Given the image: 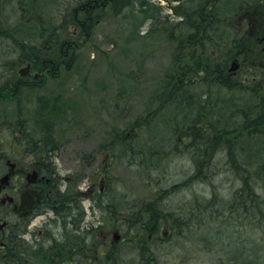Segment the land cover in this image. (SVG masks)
<instances>
[{
	"label": "rangeland",
	"instance_id": "obj_1",
	"mask_svg": "<svg viewBox=\"0 0 264 264\" xmlns=\"http://www.w3.org/2000/svg\"><path fill=\"white\" fill-rule=\"evenodd\" d=\"M76 1L25 0L28 6L24 8V11H20L13 5L14 0L7 1V7L5 6L4 9L0 0V26L3 25L0 28V88L16 81L19 76L13 71L17 70L18 72L25 65V63L21 65L24 55L17 47L18 45L14 44L16 39L6 38L11 32V27H20L22 21L30 20L31 23L33 20L35 28H42L40 22L46 15H50L54 19H60L57 8L62 6L65 9L75 6ZM155 2L162 7L166 5L163 0H154L153 3ZM54 3L57 6L47 9V5ZM110 11L109 9L104 10L103 15L99 18V24H97L98 26L94 29L89 40H82L74 59L70 58L73 60L72 68L68 71L61 70L56 79L48 80L42 89L34 94L25 95L27 91L22 94L23 97L20 102L29 101L28 103H33L39 97L47 100L48 105H55L56 102L60 101L58 112L51 114L52 117L50 116L49 122L54 128L55 140L52 139L51 141L57 148L53 161L58 172V180L69 178V181H73L75 178H80L82 192H86L89 186H91L90 189L99 186L101 187L99 193H103L105 202L120 204L121 208H123L122 205H134V210H137L138 206L140 208L141 204L146 205L147 208H152L155 202L154 197L157 194H162L159 197L157 196L158 203L155 202L161 210L160 213H166L165 211L162 212L164 206L166 210H169L168 208L175 209L181 207L185 200H197L199 198L203 199V196L207 197L208 188L203 186L204 184L201 183L200 179L193 178L190 180L189 177L195 167L192 168L187 160L174 158L171 165L165 167L164 172L158 170V172L154 171L151 177L146 178L143 176L145 172L153 170L146 159H148L150 152L159 151V145L162 141L157 140L152 134L158 133L161 137L164 135V131L171 126L163 125V119L165 118V122L171 118L172 113L167 111L168 113H165L164 116L162 115L160 118L158 116L153 127L139 123L136 128H132V123L137 119L143 122L148 110L155 107L156 85L168 68L173 44L165 41L156 49H152L151 53L146 54L142 64L137 66L136 57L133 58L128 53L125 54L121 48L122 40H127L125 35L129 36L134 27V23L131 25L127 22L132 12L129 9H124L119 16L114 17V13ZM43 12L47 13L42 15ZM32 13L34 14L32 15ZM235 21L246 26V33L241 47L242 56L238 58L241 61L239 69H247L249 61L259 67H264V19L261 13L257 9L246 11L239 18H235ZM149 25L145 23V25L139 27V34H144L150 28L153 29L150 20ZM35 30L30 31L28 35L35 33ZM69 32L73 33L72 27H70ZM67 38L71 40L68 35ZM144 49H146V45L129 44L126 51L135 53ZM148 49H150V46H148ZM233 59V57L228 59L227 64L229 65L231 61H234ZM242 62L247 64L243 63V65ZM123 76L132 79L130 81L132 84L130 93L120 94V85L123 86V83L119 84L117 78ZM205 82L200 87L201 89H204ZM128 83V81L125 82L124 87H129ZM229 84L231 85L230 78ZM261 85H264V82ZM231 86L234 88L233 91L238 90L235 86ZM220 95L226 97L230 94L222 91ZM233 95H237V93L234 92ZM20 102L2 103L0 106L1 141L5 140L7 143H11V140H13L6 130V124L2 126L1 122L4 119L12 120L14 109L17 108L13 104ZM28 106L27 104H25V107L24 105L20 106L24 108V115L22 116L25 119H30L32 109L35 108L33 105ZM36 119L31 118V121L35 122ZM33 127L34 135L40 134V129L36 128L35 124H33ZM112 133H119L138 144L140 150H136V154L138 158L144 159L146 163L145 171L137 167L136 162L126 164L122 158L118 157L115 160H110L107 154L104 155L100 152L101 146L104 148L106 143H110ZM4 147L7 150L9 149L7 144ZM223 177L220 173L212 183L213 187L216 188L217 199L226 201L230 198V195L218 184L220 180L224 179ZM155 191L162 192L156 193ZM82 205L86 215L85 221H97L98 217L95 218V216L90 215L88 200L83 201ZM215 208L221 210L225 220L230 221L227 222L228 227L221 226L222 219L216 218L211 221V224L204 226V230L221 228L219 231L214 232L224 234V239H232L234 237L230 235L239 227L241 231L243 228L251 230L250 225H256V229L251 230L252 233L250 231L249 234H246L243 231V234L240 235L241 238H247L246 243L248 244V249H240L239 251V255L242 253L246 256L240 261L251 260L253 257L249 256L253 255L256 250L260 253V261L264 260V240H262V238L264 239L262 237L264 231L261 230L257 221L252 220V218L242 219L241 217L247 214L243 211L238 215V213L230 214L222 205L215 204ZM232 220L235 222L231 225ZM41 221L38 220L35 225L31 226L34 235L37 234V231L44 230ZM168 224L165 222L164 227L159 232L160 237L164 239L160 244L162 249L158 253L160 259H168L166 260L168 264H213L219 261V255L215 254L214 250L203 249L197 241L195 243L194 239L182 234L184 232L181 230L176 234L173 233L170 224ZM200 229L202 230V228ZM114 233L120 234L118 229L114 227L109 233L104 234L102 240L111 239ZM200 236L202 237V235ZM176 237L177 243L174 242ZM235 237L237 238V234ZM210 243L216 246L214 242ZM236 243L240 242L236 241ZM250 244L253 245L252 249H249ZM243 250H245V253ZM137 261V259H134V262Z\"/></svg>",
	"mask_w": 264,
	"mask_h": 264
},
{
	"label": "bare ground",
	"instance_id": "obj_2",
	"mask_svg": "<svg viewBox=\"0 0 264 264\" xmlns=\"http://www.w3.org/2000/svg\"><path fill=\"white\" fill-rule=\"evenodd\" d=\"M153 1L154 0H147L145 3L146 7L144 9H149ZM163 1L166 3L165 0ZM240 1L243 2L245 0L229 1L228 6L232 8L235 4L239 3ZM75 3V6L69 8L63 9L62 6H59L57 8V10L61 11H58L60 19H54L50 15H46V17L43 19L42 17H40L42 19V22H40V24H42V28H35V22H33V20L31 21V23L29 22L30 20L26 22L22 21L20 27H11V32L6 38L9 39L11 37V39H16L20 41L22 40L25 44L29 43V48H32L33 46L37 48L45 44L47 49L50 50V52L46 56L44 64H50L59 68V66L64 64V62H61L62 60H59L56 56H63L65 53H63V46H58L57 43H55L56 40L66 41L65 39L67 37L65 36L67 32H69L70 27H73V24H77L79 20H81L82 22L87 21V19H85L84 14L85 10L88 7L96 8V6L100 4L99 0H77ZM54 6L57 5L55 3L49 4L47 5V9ZM97 12L98 10H93L92 14L94 20L88 19L89 22L93 23L90 24V28L89 30H87V32L80 35L81 37L86 38L85 41L89 40V37H91L94 29L98 26L97 24H99ZM46 13L47 12H43L42 15ZM33 14L34 13H32V15ZM32 15L30 16L31 18ZM140 17L141 15L138 12L133 11L132 13H130L129 20H127V22H129L131 25H133L134 23V27L132 32L129 33V36L123 33L126 36L127 40L123 39L121 44L122 51H124L125 54L128 53L133 58L138 57L139 54L146 55L149 52L151 53L152 49H156L157 47H159L161 44L164 43V40L166 39L165 35L161 33V31H156V33H148V37L145 35L146 31L144 34H139V27L145 25V23L149 25V19H147V16L141 18ZM2 27L3 25L0 26V28ZM35 29H37L38 31H36ZM33 30H35V33H33L32 35H28L29 32H33ZM82 40L83 39L81 38L79 41L82 42ZM67 44H70V42H67L66 45ZM129 44H139L142 46L146 45V49L141 51L139 50L135 53L131 51H126V48L129 46ZM148 46H150V49H148ZM25 52L27 53V51ZM216 52L218 53L220 58L222 57V55H224L221 51ZM233 60L234 61H231L229 65L227 64L226 60V65L224 69H222L220 65L217 66V71L215 72L217 80L215 81L214 87L212 83L208 81L205 84L203 91L197 90V96L193 94H188L187 98L190 100L191 103L189 102V100L186 99L183 100V103L187 106L189 105L190 110H186L187 112L182 116H180L175 110V123H171L170 125V118L167 119L165 122V118L163 119V125L171 127L164 131V135L162 137L158 133H153L152 135H154L157 140H162L161 145H159V152L164 151L166 152V154L164 156H160L158 154L150 152L146 161L149 163L150 166H152L153 170L145 172L143 176L146 178L151 177L153 172H158V170L159 172L160 170L161 172H164V170L166 169L165 167L170 166L174 158H180L183 161L187 160L192 168L195 167L194 165L196 163H198V165L200 166L202 177L199 179L201 183L204 184L203 186L208 188L207 197L203 196V199L199 198L197 200H185V202L182 203L183 205L181 207L175 209L168 208L169 210H166L164 206L162 212L165 211L166 213L170 214L172 216L173 224H175L173 233L176 234V232L181 230L182 232H184L182 234H186V236L188 235L190 238L194 239L195 243L197 241V243L201 245L203 249L214 250L215 254L219 255V261L214 262L213 264H264V260L260 261V253L257 250L254 252L255 256L254 254L249 256L253 257L251 260L248 261L247 259L244 261H240L246 257L242 253L241 255H239L240 249H248V244L246 243L247 238H241L240 235L243 234V231L246 232V234H249L251 230L256 229V225H250L251 230L243 228L241 231L239 227L235 232H233L232 235H230L234 237L232 239H224V234L214 232L219 231V229H221L219 227V229L216 230L212 229L213 231L204 230V226H208L212 223L211 221L215 220L216 218L219 220L222 219L221 226L228 227L227 222L230 221L224 219L221 210L219 211L218 209H216L215 204H217L218 206L222 205L224 209H227L230 212V214L238 213L239 215V213L243 210V212L247 214L243 215V217H241L242 219L253 218L255 214L262 213V211L264 210V186H262L264 171L262 172L259 171V169L257 168H252L253 164H250V162L254 155H256L257 153L259 154V151H261L262 149L264 150V143L256 142V140L259 138L257 136L253 137L252 141L248 142L240 140L241 138H239V140L232 138L227 141L222 136L217 137V139L215 140L208 138H193L192 136H189L187 138V136H185V133H187L188 135L191 134L194 121V112L201 111L202 118L205 121L210 122L211 111L218 109L220 112L219 120H230L228 127H233L234 124H236L235 120L240 119V115L242 117V112L246 114L243 119L264 117V85H260L259 88H257L258 90H256L253 95L251 93H244L246 91L253 92L256 89L255 87H257L256 85H254L255 83L253 81H251V85H249V77L253 72L251 71L252 66L248 65L247 70H242L241 72L236 74L237 76H235L231 72L234 73L238 71V68L240 67L239 63L241 62L238 58H234ZM23 63L26 64L28 62L23 61L21 65H23ZM65 65L66 64H64V67H66ZM58 68L56 70H53L51 68H48L47 66H43L39 68L38 72L46 71L43 77L45 79L48 77V79L54 80L57 78ZM15 72L17 73V70ZM227 74L231 76V85L235 86V88L238 89L237 91H233V89L231 88L232 86L230 84L228 85L229 78L227 77ZM17 75L19 76L18 73ZM130 85L132 84L129 82V86ZM13 88H15V85H12V83L8 85L7 92L12 94V99L11 102H4L5 104L12 103L13 101L20 102L22 100L21 96L20 99H15L13 97H15L14 95H18V93L21 95L24 94V90L29 88V84H24L22 88H20L19 90L17 89L18 91L13 90ZM129 89V91H132V87ZM0 90L2 91L1 88ZM222 91H225L226 94L230 95L223 97L222 95H220ZM234 92H236L237 95H233ZM26 94L27 93H25V95ZM30 94H34V92ZM35 101L36 100H34L33 103H28L29 101L14 103L13 105L17 108L14 109L12 120L7 121L8 123L6 124V127L12 128L11 130L13 132L14 129L18 126L16 122L25 120L24 116H22L24 115V108L20 106L24 105L25 107L26 103L27 106L31 104L36 106ZM167 111L168 110H162L160 111V113L159 111H156V114L149 113L148 121L145 124H147L149 127H153L156 124L155 121L157 120L158 116L160 118V116H164L165 113H172L170 111ZM239 113L240 115H238ZM188 117L192 118L186 119ZM26 120L28 121L27 123L30 122V119ZM14 123L16 125H14ZM27 123H24V127L27 129V135L29 136L31 135V133L28 132L29 127ZM12 125L14 126L11 127ZM40 136L42 138L54 137L53 126H45L44 129L40 132ZM115 136L116 137L111 142V145L108 147V158L110 160H115L117 159V157L122 158L126 162V164L136 162L138 165L137 167L144 169V167H146L144 159L138 158L136 154V150L139 149L138 144L136 142H133L129 138L122 136L119 133H116ZM111 151L113 152L115 157H113L112 153H110ZM145 170L146 169H144V171ZM194 173L195 172L193 169L192 174L190 176H194ZM220 173L222 174V176H224V179L222 181L220 180V182L218 183L219 187L230 195V198L226 201L217 199L216 188L213 187L212 183L213 180L216 179ZM55 181L57 184H60L61 186L65 187L67 185L66 182L69 181V178H61V180ZM80 181V178H75L74 183L78 185L77 187L75 186V188L72 190L73 192H70V195L65 198V204L71 205L73 209H76L79 206H83L82 194L79 193V190L82 191L79 185ZM155 192L161 193L162 191ZM161 195L162 194H157L154 197V201L157 202V196L159 197ZM106 207L107 206H105V208ZM134 217L135 221L133 224L137 226L135 228L133 226V234H142L144 232V219L142 215L140 216L136 213ZM2 218L4 219L0 218V257H10L18 262L22 261V264H31V260L29 258V251H31L32 249L33 251H36L38 249H51L56 251H63V249L65 248L62 246L61 241L58 240V236L56 234L57 226L55 225V223L44 225L43 233L41 236H39L38 233L35 235H29L21 225L16 224V219H12L11 217H8V215L3 214ZM260 219L264 222V215H262ZM234 222L235 221L232 220L231 225ZM144 227L150 228V226L148 227V225ZM198 227L202 228V230L200 228L197 230ZM66 228H68L67 230L72 233L73 238L77 237L80 240L79 242L77 241L79 245L75 244L74 246L75 252L74 257H72L71 259L72 261L69 258H65V260H61L60 262H62L63 264H98V260L96 259V252L94 251V249L90 248L92 243L89 233L81 232L84 228L86 229V227L81 226L80 224H75L74 226H66ZM236 234L237 238L235 237ZM200 235H202V237ZM144 239L145 238L142 236L141 238L136 240V242H143ZM174 240V242L177 243V237L174 238ZM262 240L264 239L262 238ZM163 241L164 239L162 237L149 240L150 246L147 249L143 250L140 255L142 256L140 259L149 260L150 263L148 264H168V262L166 261L168 259L164 260L158 257V253L162 249V246H160V244ZM236 241L242 244L236 243ZM210 242H214L217 247L211 244ZM113 244V237H111V239H106L104 245L106 247H109ZM33 247H35V249ZM252 248L253 245L250 244L249 249ZM117 250L119 253L123 251L122 249ZM163 251L164 249L162 250V252ZM179 251L182 252L181 250ZM243 251L245 253V250ZM11 264H16V262Z\"/></svg>",
	"mask_w": 264,
	"mask_h": 264
},
{
	"label": "trees",
	"instance_id": "obj_3",
	"mask_svg": "<svg viewBox=\"0 0 264 264\" xmlns=\"http://www.w3.org/2000/svg\"><path fill=\"white\" fill-rule=\"evenodd\" d=\"M1 1V6L3 5L4 9L8 3L7 1L9 0ZM146 1L147 0H99L100 4L96 6V8L88 7L84 13L87 21L82 22L79 20L77 24L75 23L72 25L73 33L67 32L65 37H67V35L70 36L71 41L69 38H66V41L56 40L55 42L58 46H63L62 49L65 54L63 56L56 57H58L59 60H62L61 62H64L66 67H64V64L60 65L59 68L50 64H44L46 60L45 58L50 52L45 44L37 48L35 46L29 48V43L25 44L22 40H14V44L16 46L18 45L17 47H19L20 51L23 52L24 58L22 62L26 61L28 63H32L34 69L37 71H39V68L43 66H47L53 70L58 68V74H60L61 70L64 69L65 71H68L73 67V60L70 58L74 59L75 53L79 49L78 47L81 46L82 43L81 41L79 42V40L81 38L84 41L86 40V38H83L80 35L87 32L90 28V24L93 23L88 21V19L94 20L92 14L93 10H98V21L106 9L111 10L110 12L114 13V17L119 16L124 9H129L130 12H138L141 17L147 16V19H149L152 23L151 27H153V29L150 28L146 31V36L148 37V33L161 31V33H163L166 37L164 42L166 41L167 43L169 42L173 44V50L171 53L172 56L168 68L162 75V79H160L156 85L155 90L157 91V94L154 96L155 107L148 110V114H156V111H159L160 113L162 110H168L173 114L169 122L171 125V123H175V110L180 116L190 110L189 105L187 106L183 103L184 99L189 100L187 98L188 94L197 96V90H204L200 87L204 85L205 81V84L210 81L214 87L215 81L217 80V76H215L217 66L220 65L222 69H224L226 60L231 57L236 59L242 56L241 47L243 44V37H245L246 33V26L237 23L235 18H239L246 11L257 9L264 19V0L240 1L232 8L228 6V2L231 0H165V7L160 6L158 3H152L149 9H144L146 7ZM13 5L20 11H24V8L28 6L25 3V0H14ZM67 42H70V44L66 45ZM25 51H27V53ZM216 51H221L224 55L220 58ZM145 57V54H139L138 57H136L137 66L142 64ZM243 63L244 62H242V64ZM248 63V65L252 66L251 69L253 71L249 77V85H251V81H253L255 83L253 84L257 87H255L256 89L253 92L246 91L244 93H251L253 95L254 92L258 90L257 88H259L261 83L264 82V68L259 67L250 61ZM117 80L119 84L123 83V86L120 85V94L131 92L129 91L131 85L126 88L124 87V84L127 81H132V79L128 76H123L121 78H117ZM9 84L1 87L2 91L0 90V104L4 102H11L12 94L7 92ZM12 85H18L13 88V90L18 91L24 84L21 83V79L19 77L16 81H12ZM38 90L39 89L36 87L30 86L24 91H27V94H30L32 92L35 93ZM14 96L15 97L13 98L15 99H20V96L23 97L19 93ZM35 104L36 107L32 109L30 122L27 124L29 127L28 132H30L32 136L27 135V129L24 127V123L28 122L26 119L16 122L18 126L14 129V133L11 130L12 128L6 127V130L10 133L12 139L15 140V144L17 146L20 148L27 147L26 151H32L34 156H38L36 157L37 160L44 163L46 162L45 158L47 154L50 152L49 145L47 144V140L49 138H42L40 134L35 136L32 131L34 130L33 124H35L36 128L40 129V132L45 126L50 125L49 122L52 117L51 114L58 112L57 110L59 108L60 101L56 102L55 105H48L49 103L47 100L39 97L36 99ZM219 113L218 109L211 111L210 122H207L202 118L201 111L194 112L191 134L188 135L185 133V136H187V138L192 136L193 138H208L214 140L217 139V137L222 136L227 141L232 138L238 140L241 138L240 140H244L245 142L252 141V138L257 136L259 138L256 142L264 143V117L243 119L246 114L242 112V117L240 113L238 114L240 115V119L235 120L236 124H234L233 127H228L230 120H219ZM148 114L143 119V122L139 119L134 121L132 123V127L136 128L139 123H147ZM31 118L37 119L34 122L31 121ZM191 118L192 117H188L186 119ZM4 120L7 124L8 120ZM16 124L14 123V125ZM115 135L116 133H112L110 143H106L104 148L101 146L100 152L102 154L105 155L109 153L108 147L116 137ZM52 142L53 141H51V143ZM259 152V154L257 153L252 157L250 164H253L252 168H257L259 171L263 172L264 150L262 149ZM110 153H112L113 157H115L112 151ZM155 154L164 156L166 152L157 151ZM194 166L195 173L194 176L189 177L190 180L195 177L202 178L198 163ZM45 172L48 173L49 176L53 173H51V170L49 169V163L45 166ZM54 173L53 174L57 178L55 168ZM56 178L54 179L53 177L51 180L53 185L51 186L50 192L41 207L47 208V211L49 212L48 214H50L49 218L51 219L49 224L55 223L58 229H56L58 240L61 241L62 246L65 248L63 251L51 249H38L39 251H33L32 249L29 251L31 264H63L60 262L61 260H65V258H69L71 260L72 257H74V246L75 244L79 245L77 241L79 242L80 239L77 237L73 238L72 233L67 230L68 228H66V226L80 224L81 226L86 227V229L84 228L81 232L89 233L92 243L90 248L94 249L96 252L98 264H148L150 263L149 260H141L140 258L142 256L140 255L144 249H147L150 246L149 240L160 237L159 232L161 231V228L164 227L165 222L170 224V228L172 230L174 229L175 224H173L172 216L168 213H160L161 210L159 209L157 203L154 202L152 208H147L144 204H141L140 208L138 206L137 210H134V205H122L123 208H121L120 204L108 201L105 202L103 193H99V186L92 189L91 193V186H89L86 192L79 190V193L82 194L83 201L88 200L90 204V215L95 216V218L98 217L97 221L88 220L85 222L86 215L83 206L73 209L71 205L65 204V198H67L70 195L69 193L73 192L72 190L78 185L74 183L75 179L73 181L66 182L67 185L63 187L56 183ZM262 186H264V178ZM105 206L107 207L105 208ZM135 213L140 216L142 215L144 219V226H150V228H145L143 226L144 232L142 234H133L132 230L137 226L133 224L135 221ZM262 215H264V210L261 214H255L252 220L257 221L261 230L264 231V222L260 219ZM160 220L162 221L160 222ZM114 227L118 229L121 240L118 243H114L113 245L106 247L104 245L105 240H102V236L103 234L109 233V231ZM142 236L145 238L143 242H136V240ZM33 248L35 249V247ZM117 249H122L123 251L119 253ZM133 258L139 259L138 262H134ZM14 262H16V264L23 263L22 261L18 262L10 257H0V264H11Z\"/></svg>",
	"mask_w": 264,
	"mask_h": 264
},
{
	"label": "flooded vegetation",
	"instance_id": "obj_4",
	"mask_svg": "<svg viewBox=\"0 0 264 264\" xmlns=\"http://www.w3.org/2000/svg\"><path fill=\"white\" fill-rule=\"evenodd\" d=\"M240 65L241 64H239V66ZM27 67L28 69L26 71L19 72L22 73V77H20L22 84H29V87L34 86L41 90L48 80H52L48 79V77L45 79L43 76L46 71L38 72L34 69L32 63H27ZM242 70L247 69L238 68L239 72ZM238 71L231 73L237 76L236 74ZM227 77L231 78L228 74ZM1 124L4 126L6 121L3 120ZM54 137L47 140L50 152L47 154V159L45 158L46 162L44 163L37 160L36 157L38 156H34L32 151H26L27 147L20 148L17 146L15 140H11V143L0 140V218L4 219L2 218L4 214L12 219H16V224L21 225L29 235L32 233L31 226L35 225L36 221L42 220L41 224L43 225H47L51 222L47 208H42L41 206L53 185L51 180L53 177L54 179L56 178L54 175V168L56 171V166L53 159L57 152V148L56 145H52L51 143ZM6 144L9 148L8 150L4 147ZM48 163L51 173H54L51 174L52 177L45 172V166H47ZM6 176L5 183L1 184V180ZM58 178L59 176L57 174L56 180H58ZM92 189H90V193ZM99 190L101 191V187ZM24 206L25 208H22ZM37 233L41 236L43 230L37 231ZM103 236L105 235L103 234Z\"/></svg>",
	"mask_w": 264,
	"mask_h": 264
},
{
	"label": "water",
	"instance_id": "obj_5",
	"mask_svg": "<svg viewBox=\"0 0 264 264\" xmlns=\"http://www.w3.org/2000/svg\"><path fill=\"white\" fill-rule=\"evenodd\" d=\"M6 178H7V177H5V178L1 181V184L5 183ZM22 208H25V206L22 207ZM113 237H114V240H115V241H118V240H119V237H118L117 235H113Z\"/></svg>",
	"mask_w": 264,
	"mask_h": 264
}]
</instances>
